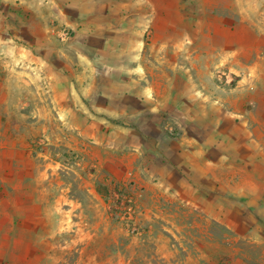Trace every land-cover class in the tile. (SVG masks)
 <instances>
[{
	"label": "rangeland",
	"instance_id": "obj_1",
	"mask_svg": "<svg viewBox=\"0 0 264 264\" xmlns=\"http://www.w3.org/2000/svg\"><path fill=\"white\" fill-rule=\"evenodd\" d=\"M112 1L0 0V264H264V0Z\"/></svg>",
	"mask_w": 264,
	"mask_h": 264
},
{
	"label": "crops",
	"instance_id": "obj_2",
	"mask_svg": "<svg viewBox=\"0 0 264 264\" xmlns=\"http://www.w3.org/2000/svg\"><path fill=\"white\" fill-rule=\"evenodd\" d=\"M75 0H72V4L71 6H73V8H75L76 10V14H78L79 18H82V23H84L85 25H90L92 23H95L96 20L93 19V16H103L104 14H106L105 16L102 17V21L105 22L107 25L110 24L111 20L109 18L108 15V11L110 9H116V10H120L121 7H119L117 5V3H114L112 0H82L81 2H74ZM78 1V0H77ZM130 1V0H129ZM114 4V6H112ZM133 4H136L135 0H133ZM133 18L131 20H135L136 15H139V12H134L133 14ZM145 15V14H143ZM66 18V17H65ZM126 20H128L126 18ZM125 20V21H126ZM243 30V29H242ZM140 31V30H139ZM236 32H241V31H236ZM238 33H234V34H238ZM65 80V84L67 83V80ZM64 80L62 81V84L64 85ZM258 122V121H257ZM260 124H264V121H259ZM245 127H249L251 126L250 124H254V122L252 121H245L244 122ZM262 162L264 163V159H262ZM210 171L209 169L206 170V176H205V181L207 182H213L210 179ZM210 173V174H209ZM250 175V178H248L246 181L248 182L246 185H244V189H243V194L247 195L246 193L254 191V196L253 198L247 200V201H243V200H239L238 204L235 203H229L226 204L224 201V199L222 200V207H230V205L232 204V207H236L237 208V214H239L238 216V221L236 222H227L224 225L226 226L227 230L230 229V227L232 226L233 228V224L235 223V226L237 228V232L241 231L240 233H238V235H235V237H232L234 239H246L249 243H251L252 245H254L257 249V253L262 257L261 260H263L264 263V171H258L254 168V170L252 169L251 173L248 174ZM180 185H181V191L180 194H183L184 191L185 193H187L186 190H188V184H190L191 186L194 185L192 182H189L188 180H185V178L181 175L180 179H179ZM242 186V185H241ZM193 188L190 189L191 192L194 193V197L195 199H197L199 197V193L198 190H200L201 188H197V186H192ZM211 188L207 187V189H203L200 190V192H206V198H207V202L212 203L214 200V195H213V186H210ZM184 190V191H182ZM247 190V191H246ZM251 190V191H249ZM209 193V196H208ZM191 194V193H190ZM193 197V198H194ZM197 202V200H195ZM194 202V201H192ZM195 202V204H196ZM198 204V203H197ZM206 206H212L210 204H207ZM241 215V216H240ZM234 226V227H235ZM227 240L231 238V236L234 235H229L227 234ZM238 250V249H237ZM231 252V253H230ZM239 250H238V254H239ZM249 250L247 247L243 248V252L240 253L241 255L243 254H248ZM225 254H228L229 256H232L235 254L234 249L230 248V251H225Z\"/></svg>",
	"mask_w": 264,
	"mask_h": 264
}]
</instances>
